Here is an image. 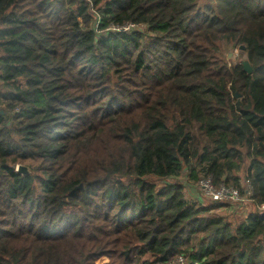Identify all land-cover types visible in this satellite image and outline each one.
I'll list each match as a JSON object with an SVG mask.
<instances>
[{
  "label": "trees",
  "instance_id": "16d2710c",
  "mask_svg": "<svg viewBox=\"0 0 264 264\" xmlns=\"http://www.w3.org/2000/svg\"><path fill=\"white\" fill-rule=\"evenodd\" d=\"M103 258L264 264V0H0V264Z\"/></svg>",
  "mask_w": 264,
  "mask_h": 264
},
{
  "label": "rangeland",
  "instance_id": "374dc122",
  "mask_svg": "<svg viewBox=\"0 0 264 264\" xmlns=\"http://www.w3.org/2000/svg\"><path fill=\"white\" fill-rule=\"evenodd\" d=\"M207 3V0H199V3ZM143 28V27H135V31H140V29ZM134 31V32H135ZM226 56H227V61L230 63V64H241L243 63L244 61H247V57H246V54L242 51L239 50V48H235V49H232L230 47H226ZM186 176H187V172H183L182 175L180 177H177V178H169V179H166V180H163L161 182V185H165L167 182H177V183H183L185 184V180H186ZM186 185V184H185ZM187 186V189H188V193L186 194L187 195V198L189 200H193L195 202H202L203 204H211L213 201H211L210 199H208L207 197H205L201 191V189L199 188V190L202 192H200L201 194V198L199 196H197L198 194H195L192 190V185L191 184H188L186 185ZM247 205H245L244 207H241V209L239 210L240 212H244L245 209H252V208H247L246 207ZM221 212V211H220ZM224 214H227V215H231L230 211L229 210H223ZM235 216H232V217H235L236 218H241L240 214H235ZM178 261H182V264H185V262L182 260V259H178ZM99 264H105V263H108V259L107 258H103L101 259L99 262ZM174 264H177V263H174Z\"/></svg>",
  "mask_w": 264,
  "mask_h": 264
},
{
  "label": "built area",
  "instance_id": "2783aa9c",
  "mask_svg": "<svg viewBox=\"0 0 264 264\" xmlns=\"http://www.w3.org/2000/svg\"><path fill=\"white\" fill-rule=\"evenodd\" d=\"M133 27L134 25H129L127 27H124L123 29L127 31ZM199 188L203 193L199 190ZM197 190L215 203L222 202L228 204L248 202V198H242L240 196L239 190H237L236 188H229L226 186L215 187L211 178L201 179L197 185ZM195 194H197V191H195Z\"/></svg>",
  "mask_w": 264,
  "mask_h": 264
},
{
  "label": "water",
  "instance_id": "95a60500",
  "mask_svg": "<svg viewBox=\"0 0 264 264\" xmlns=\"http://www.w3.org/2000/svg\"><path fill=\"white\" fill-rule=\"evenodd\" d=\"M234 49H235V47H234ZM239 50L242 51V52H244L245 51V47L240 46L239 47ZM242 64H243L244 70L248 74H251L252 73V67H251L250 63L248 61H244ZM17 171L19 173H22V174H25V175L28 174V169L26 167L19 166L18 169H17Z\"/></svg>",
  "mask_w": 264,
  "mask_h": 264
}]
</instances>
